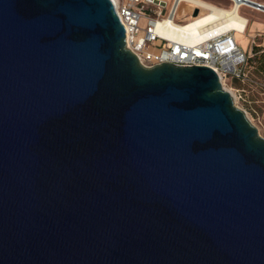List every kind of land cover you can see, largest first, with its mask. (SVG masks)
Listing matches in <instances>:
<instances>
[{"label": "water", "instance_id": "water-1", "mask_svg": "<svg viewBox=\"0 0 264 264\" xmlns=\"http://www.w3.org/2000/svg\"><path fill=\"white\" fill-rule=\"evenodd\" d=\"M0 264H264V137L111 0H0Z\"/></svg>", "mask_w": 264, "mask_h": 264}, {"label": "built area", "instance_id": "built-area-1", "mask_svg": "<svg viewBox=\"0 0 264 264\" xmlns=\"http://www.w3.org/2000/svg\"><path fill=\"white\" fill-rule=\"evenodd\" d=\"M113 2L116 15L125 29V47L136 56L138 62L152 68L156 65L168 63L178 66H203L216 73L222 87L228 91L236 102L246 106L251 90H257L264 95V82L252 76L247 68L248 55L237 44L234 34L242 33L246 21L243 20L241 30L225 29L223 22L208 26L197 35L196 42L184 40H170L160 32V28H167V24L183 26L195 21L204 14L216 12L220 9L208 8L198 0H172L169 7L162 2L154 3L152 0H126L120 3ZM256 11L264 12V5L252 0H235ZM182 3L190 5V14L184 23L175 21ZM198 10L193 17L194 10ZM145 19V25L141 24ZM141 32L143 35H141ZM200 38H204L200 40ZM252 45L254 41L251 42ZM238 82L240 87H232ZM247 114V108L241 109Z\"/></svg>", "mask_w": 264, "mask_h": 264}, {"label": "crops", "instance_id": "crops-1", "mask_svg": "<svg viewBox=\"0 0 264 264\" xmlns=\"http://www.w3.org/2000/svg\"><path fill=\"white\" fill-rule=\"evenodd\" d=\"M120 3H124L126 0H116ZM166 4L168 8L172 0H157ZM208 8L220 9L222 12L227 14L235 13L238 17L243 18L246 21L244 31L242 33H235L234 37L237 44L245 51L248 55V72L257 77V74L264 71V12L256 11L247 6H243L235 0H198ZM257 3L264 5V0H252ZM181 6L186 8L185 11H178V22L185 21L188 19L190 14V5L188 3H182ZM225 15V16H226ZM250 16V17H248ZM252 41L254 44L252 45ZM261 69V71H260ZM258 78V77H257ZM235 87H240L241 85L238 82L233 83ZM262 102H264V95L259 93L257 90H251L248 97V102L246 107L257 113L261 112ZM257 110V111H256ZM264 126V119L262 122Z\"/></svg>", "mask_w": 264, "mask_h": 264}, {"label": "bare ground", "instance_id": "bare-ground-1", "mask_svg": "<svg viewBox=\"0 0 264 264\" xmlns=\"http://www.w3.org/2000/svg\"><path fill=\"white\" fill-rule=\"evenodd\" d=\"M226 14L222 12L219 16L216 12H212L209 14H204L195 21L189 22L183 26H174L171 23L167 24V28H160L159 32L170 40H184L196 42L197 35L200 34L201 31L206 29L208 26H212L218 23H222L225 26V29H237L241 30L243 27L244 21L239 19V17L235 14ZM204 38H200L203 40ZM235 100L234 97H232ZM248 118V116L246 115ZM249 119V118H248ZM250 121V119H249Z\"/></svg>", "mask_w": 264, "mask_h": 264}, {"label": "rangeland", "instance_id": "rangeland-1", "mask_svg": "<svg viewBox=\"0 0 264 264\" xmlns=\"http://www.w3.org/2000/svg\"><path fill=\"white\" fill-rule=\"evenodd\" d=\"M180 10L185 11L186 8L184 6H180ZM248 17H250V16H248ZM175 21L176 22L178 21L177 16L175 17ZM184 22L185 21H181V23H184ZM145 23H146L145 19H142L141 24L145 25ZM141 35H143L142 32H141ZM260 71H261V69H260ZM257 77H258V79H260L261 81L264 82V71H261V73L257 74ZM232 87H235L234 84L232 85ZM233 102H234V105L236 107H238L239 109L247 108L246 106H242L241 103H239V102L237 103L236 100H233ZM260 105H261V108H259V109H260L261 112H258L256 110L257 113H255V112H253V111H251V110H249L247 108L248 110L246 111L247 112L246 115L250 119V122L257 128L258 133L260 134V136L264 137V126L262 124L263 119H264V102H262V104H260Z\"/></svg>", "mask_w": 264, "mask_h": 264}]
</instances>
